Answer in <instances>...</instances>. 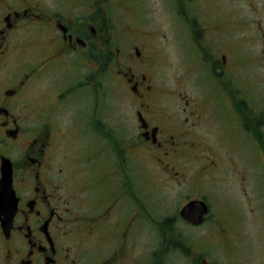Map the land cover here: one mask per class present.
Segmentation results:
<instances>
[{
  "label": "flooded vegetation",
  "instance_id": "flooded-vegetation-1",
  "mask_svg": "<svg viewBox=\"0 0 264 264\" xmlns=\"http://www.w3.org/2000/svg\"><path fill=\"white\" fill-rule=\"evenodd\" d=\"M145 4L0 0V264H151L130 256L139 228L119 232L149 216L144 155L153 182L183 195L155 227L218 230L214 249L225 242L231 264L238 229L264 228V0H165L182 58L167 87L156 44L167 36L146 27ZM112 92L130 128L110 119ZM191 203L206 212L199 226L180 218ZM189 248L185 264H223L208 245Z\"/></svg>",
  "mask_w": 264,
  "mask_h": 264
},
{
  "label": "rangeland",
  "instance_id": "rangeland-1",
  "mask_svg": "<svg viewBox=\"0 0 264 264\" xmlns=\"http://www.w3.org/2000/svg\"><path fill=\"white\" fill-rule=\"evenodd\" d=\"M164 1L165 0H145L146 4L144 6L148 8V23L146 27L158 30L160 31V33L165 34L167 36L164 40L161 38V36L160 38H156V44H158V49L162 52V55L164 57L163 59L162 55H160L162 60L159 61L157 72L160 81H163L164 85H166L167 87L170 85V83H172L174 75L179 74V69L175 68L180 65V63L182 62V58L180 57V54L174 50V47L169 41V37L171 36L168 35V22L166 20V15L168 16V11L166 6L164 5ZM150 21L153 24L152 27H150ZM116 76L118 75L116 72V68L114 67L112 68L111 77ZM110 104V119L113 121V118L116 115L124 116L126 120V125H128L130 128V111L125 107L122 94H120L119 92H112ZM133 137L134 136L130 138ZM152 167L153 166L151 165L150 160H148L144 155L140 167L138 166L137 168L142 179L143 189L141 195L143 199V204L145 205L149 216L147 217L146 213H144L145 218H143L140 222L134 220L130 222L126 219L122 223V227L119 232L129 234L130 229L139 228L132 242L128 244V249L131 252L130 256L135 260H140L141 258H143V260L148 261L147 263L154 264L156 261L155 259L159 258L157 253L161 252V242L163 240L161 239L159 227L163 224V222L160 221L161 225L159 227L158 225L155 227L150 222H152L153 220L155 221L157 213L169 216L175 215L176 210H179V208L183 205V203H180L181 199H183V195L181 194V191H173L170 189V187L166 185L160 187L158 184L154 183L153 177L151 175L153 172ZM86 186L87 183L84 185V190ZM84 192L86 193V195H82V197L84 198L83 202L87 203L88 201H92L93 199L90 191ZM96 200L99 199L96 198ZM129 226L132 227L129 228ZM173 227L174 228H172V232H170L168 228H165L166 237H169L167 238L168 248H166L169 249V253L167 256L164 255V264H185L184 254L187 252L188 247L190 246L188 253L190 252L193 258L194 253L197 252V249L201 244L208 245V249H210L208 250V252L212 254H214L215 252H220L224 254L222 256L223 264L232 263L233 260H231L230 263L229 261H227L229 257L232 259L233 256L231 255L232 251L228 250L229 248L225 242V250L221 249V251H217L214 249L216 245L214 243H217L216 238L218 230L214 231V229H207L204 227L194 230L190 227H182L180 224L173 225ZM238 230L241 233L242 239L237 245L239 250L238 254L240 258L238 259L239 262L236 263L264 264V228L255 224L251 226L246 225V227L244 226L243 228ZM124 239V236L116 237L114 239L115 245H118L119 248L123 244ZM167 243H165L162 248H164ZM105 246L106 243L103 242V246L97 250L98 255L103 256V253L105 252ZM122 247L125 248V246ZM200 250L205 252L206 248L202 246L200 247ZM88 254H90V258H94L93 256H91L92 251L88 252ZM154 257L155 259H152Z\"/></svg>",
  "mask_w": 264,
  "mask_h": 264
},
{
  "label": "water",
  "instance_id": "water-1",
  "mask_svg": "<svg viewBox=\"0 0 264 264\" xmlns=\"http://www.w3.org/2000/svg\"><path fill=\"white\" fill-rule=\"evenodd\" d=\"M201 206V204L198 205L197 203L187 205L180 212L181 218L192 225H199L205 215L204 208Z\"/></svg>",
  "mask_w": 264,
  "mask_h": 264
},
{
  "label": "trees",
  "instance_id": "trees-1",
  "mask_svg": "<svg viewBox=\"0 0 264 264\" xmlns=\"http://www.w3.org/2000/svg\"><path fill=\"white\" fill-rule=\"evenodd\" d=\"M171 228H168V230H170Z\"/></svg>",
  "mask_w": 264,
  "mask_h": 264
}]
</instances>
